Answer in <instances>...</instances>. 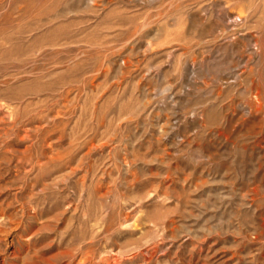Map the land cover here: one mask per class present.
I'll use <instances>...</instances> for the list:
<instances>
[{
	"label": "rangeland",
	"instance_id": "rangeland-1",
	"mask_svg": "<svg viewBox=\"0 0 264 264\" xmlns=\"http://www.w3.org/2000/svg\"><path fill=\"white\" fill-rule=\"evenodd\" d=\"M0 264H264V0H0Z\"/></svg>",
	"mask_w": 264,
	"mask_h": 264
}]
</instances>
